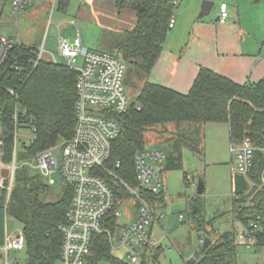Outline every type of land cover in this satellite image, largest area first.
<instances>
[{
	"label": "trees",
	"instance_id": "trees-1",
	"mask_svg": "<svg viewBox=\"0 0 264 264\" xmlns=\"http://www.w3.org/2000/svg\"><path fill=\"white\" fill-rule=\"evenodd\" d=\"M114 1L119 12L130 9L136 13V27L120 33L111 46L116 49L113 52L122 53L127 65L126 89L135 90L141 86L136 104L119 116L122 132L112 143L108 164L118 180H110L116 191V205L107 215L104 228L115 234L121 227L116 213L120 211L122 199L133 198L124 184L133 188L139 186L136 158L147 149L148 133L169 135L165 142L171 152L161 173L182 169L183 148L202 152L203 125L208 123L228 124L231 143H242L248 138L256 147L264 146V79L240 85L203 68L188 94L150 83L148 78L171 31L170 22L177 11L175 2L181 0ZM59 4L60 9L65 10L69 0H59ZM36 55V48L20 43L0 68L1 162L5 165L13 160L16 109L20 119L35 129V140L28 149V156L53 148L75 135L78 74L67 65L45 60L36 64ZM27 155L22 154L19 161ZM263 170L264 157L258 151L249 178L234 176L232 214L234 222L241 224L256 246L264 249V188L260 185ZM249 181L256 187L251 188ZM52 191L41 176L27 168L17 171L9 197L7 191H3L0 248L6 244V219L10 216L23 226L26 264H60L63 243L60 225L66 222L73 192L67 185L60 199L50 202L47 197ZM140 194L150 204L154 219L159 220L156 211L166 205V191L140 190ZM198 210L194 208L193 215L201 229L203 224ZM238 238L235 228L222 233L217 240L201 238L204 243L200 250L186 264H238L241 245ZM151 250L145 248L142 264H149V259L159 264L161 251L152 257L148 256ZM88 259L93 264H127L113 255L107 232L94 238Z\"/></svg>",
	"mask_w": 264,
	"mask_h": 264
},
{
	"label": "built area",
	"instance_id": "built-area-1",
	"mask_svg": "<svg viewBox=\"0 0 264 264\" xmlns=\"http://www.w3.org/2000/svg\"><path fill=\"white\" fill-rule=\"evenodd\" d=\"M31 2L32 0H13L12 14L18 18ZM2 6L3 0H0V10ZM175 6L178 8L179 3L175 2ZM227 17V6L223 5L221 21H225ZM175 23L174 15L170 22L171 29ZM18 44H20L19 39L0 38V68ZM45 52L44 46L41 50H37L36 64L44 60ZM59 54L66 61L67 66L78 74L79 99L76 106L75 135L72 139L53 148L28 156V149L35 140V129L20 119L21 115L16 109L13 160L11 164L5 165L1 162L3 141L0 122V169L1 171L9 170V176L6 179L0 173V200L5 190L8 197L10 196L16 173L20 169H37L41 176L45 177L59 175L67 185L71 186L73 192L66 222L60 225V231L63 234L60 264H93L88 259L92 242L96 236L108 232L104 228V222L116 205V191L110 180L118 179L114 169L108 164L112 154V143L122 132L119 116L127 113L132 106L125 87L127 65L122 53L93 51L83 45L81 37H78L73 44L61 38ZM79 61L81 66L74 67V64ZM52 62L57 63L55 59ZM11 93L13 94V91ZM24 130L32 131L34 134L29 146L24 142L21 144L19 139L20 132ZM230 150L232 157L236 160L231 167L233 176L246 179L253 171L255 153L260 151L264 157V146L258 148L248 138L242 143H231ZM22 154L27 157L19 161ZM166 158V153L158 149L142 151L136 158L139 186L133 188L124 184L137 206L135 219L121 233V245L128 248L133 264H142L141 256H144V249L153 247L149 227L155 219L150 204L141 196L140 190L152 193L165 190L160 165ZM119 166L118 163L117 167ZM249 185L251 188L256 187V184L251 181ZM260 185L264 188V170ZM116 215L119 217L120 211ZM164 218L163 214L158 217L159 220ZM182 219L183 217H180V220ZM238 240L245 246L254 241L246 230L239 235ZM134 243H137V247ZM203 243L204 240H201V244ZM25 247L23 235L15 239L6 235V244L0 248V253L6 259V264H11L8 257L10 251L19 252Z\"/></svg>",
	"mask_w": 264,
	"mask_h": 264
},
{
	"label": "rangeland",
	"instance_id": "rangeland-1",
	"mask_svg": "<svg viewBox=\"0 0 264 264\" xmlns=\"http://www.w3.org/2000/svg\"><path fill=\"white\" fill-rule=\"evenodd\" d=\"M100 3H103L102 0ZM103 5V4H101ZM38 2L34 0L31 8L26 9L16 18L8 3L5 12L0 18V36L14 37L26 47L41 50L46 42L45 61H57L58 64L67 65L59 54V38L71 44L80 37L86 47L99 52H113L110 48L116 37L108 30L102 28L100 19L94 14L90 0H69L65 10L60 9L59 2L49 6L47 11L39 15ZM102 8L101 6H99ZM88 8H92L91 11ZM106 14L107 9H103ZM35 15H37L35 18ZM19 22V30L17 23ZM74 22V25L72 24ZM80 28V33L78 32ZM19 33V34H18ZM81 61L74 64L80 67ZM127 88L131 104H136L139 90ZM32 131H21L19 139L29 146L33 140ZM169 135L148 133L146 135L147 149H158L170 155L171 147L165 142ZM202 152H194L190 148L182 150V169L163 171L161 173L165 191L166 205L156 211L157 218L164 215L162 220L155 219L149 227L153 247L148 256L160 253L159 264H186L200 250L201 238L217 240L222 233L234 228L241 235L245 229L233 220V174L231 167L236 160L231 154L230 128L226 123H208L203 125ZM20 144V145H21ZM166 162L160 165L165 167ZM39 175V170H30ZM1 173V169H0ZM188 175V181L186 180ZM45 184L53 191L47 201L56 202L64 194L67 183L59 175L50 177L41 176ZM203 177L205 193L197 195L199 178ZM130 186V185H129ZM127 190V188L125 187ZM128 191V190H127ZM129 192V191H128ZM136 204L134 199L123 197L120 206L121 215L118 224L121 226L114 234L107 232L110 242L112 240L113 255L119 260L133 264L127 247L121 245V233L126 226H130L136 217ZM198 208L203 227L198 228L194 220L193 210ZM180 217H183L180 220ZM23 226L20 222L8 216L6 219V234L15 239L22 235ZM239 239V238H238ZM137 247V243H134ZM145 250V249H144ZM143 251V250H142ZM238 264H264V249L256 246L255 240L248 246L240 245L238 248ZM145 252V251H144ZM11 264H26V250L19 252L11 250L9 253ZM143 256H141L142 259ZM149 264L155 263L149 259ZM0 264H6V259L0 253ZM110 264V263H103ZM156 264V263H155Z\"/></svg>",
	"mask_w": 264,
	"mask_h": 264
},
{
	"label": "crops",
	"instance_id": "crops-1",
	"mask_svg": "<svg viewBox=\"0 0 264 264\" xmlns=\"http://www.w3.org/2000/svg\"><path fill=\"white\" fill-rule=\"evenodd\" d=\"M12 1L3 0L0 18L8 3L11 8ZM36 1L39 5L37 15L59 2ZM90 1L94 14L102 20V28L111 32L114 37L117 38L120 33L136 27L137 17L134 11L125 9L119 12L114 0H102L103 3L99 0ZM203 1L179 2L175 13V26L167 37L162 55L148 81L181 94H188L203 68L240 85L258 83L264 79V0H210L214 2L210 15L199 19ZM33 4L34 0L26 9ZM223 5L227 6L228 17L222 22L220 15ZM99 6L107 9L106 14ZM88 10L91 11L92 8ZM37 15L35 18H38ZM17 26L19 30V22ZM78 32L80 33V28ZM109 45L112 48V44Z\"/></svg>",
	"mask_w": 264,
	"mask_h": 264
},
{
	"label": "water",
	"instance_id": "water-1",
	"mask_svg": "<svg viewBox=\"0 0 264 264\" xmlns=\"http://www.w3.org/2000/svg\"><path fill=\"white\" fill-rule=\"evenodd\" d=\"M213 6H214L213 1L204 0L202 3V6H201V12L199 14V19H203V18L209 16L212 9H213ZM1 176L5 179L8 178L9 170L8 169H2ZM204 193H205V183H204L203 177H200L199 182H198L197 195L203 196Z\"/></svg>",
	"mask_w": 264,
	"mask_h": 264
}]
</instances>
